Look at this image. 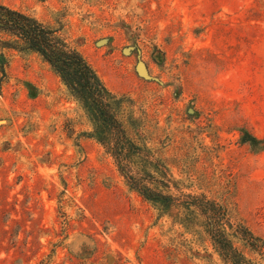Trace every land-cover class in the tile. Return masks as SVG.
<instances>
[{"label":"rangeland","instance_id":"rangeland-1","mask_svg":"<svg viewBox=\"0 0 264 264\" xmlns=\"http://www.w3.org/2000/svg\"><path fill=\"white\" fill-rule=\"evenodd\" d=\"M0 6L35 19L126 97L119 119L169 182L158 190L213 200L264 240V149L241 143L242 130L264 139V0ZM0 54V264H224L198 213L163 211L129 187L42 56L3 31ZM138 60L159 83L137 74Z\"/></svg>","mask_w":264,"mask_h":264},{"label":"trees","instance_id":"trees-1","mask_svg":"<svg viewBox=\"0 0 264 264\" xmlns=\"http://www.w3.org/2000/svg\"><path fill=\"white\" fill-rule=\"evenodd\" d=\"M0 31L20 38L27 50L38 53L50 65L70 95L85 109L92 124V131L87 136L105 148L132 190L163 211L182 207L198 213L214 251L224 264H264V240L243 224L231 221L224 207L202 195H181L179 202L180 197L158 190L162 184L168 187L169 182L164 184L150 173L154 159L148 157L149 151L145 146L137 145L130 138L119 119L117 111L126 97H118L108 91L79 52L60 46L52 32L35 19L3 6H0ZM2 45L10 48L8 43ZM4 63L0 54L2 74ZM241 134V143L249 144L253 149H264V139L246 130ZM134 157H139V161L134 162ZM236 243L251 256H246Z\"/></svg>","mask_w":264,"mask_h":264},{"label":"water","instance_id":"water-1","mask_svg":"<svg viewBox=\"0 0 264 264\" xmlns=\"http://www.w3.org/2000/svg\"><path fill=\"white\" fill-rule=\"evenodd\" d=\"M135 70H136L137 74L140 77H142L143 79L153 80V81H156L159 83V80L157 78L151 77L149 75L145 64L143 62H141L140 60L137 61L136 66H135Z\"/></svg>","mask_w":264,"mask_h":264}]
</instances>
